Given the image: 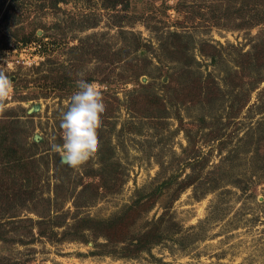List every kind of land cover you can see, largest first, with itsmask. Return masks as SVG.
Wrapping results in <instances>:
<instances>
[{
  "label": "rangeland",
  "instance_id": "1",
  "mask_svg": "<svg viewBox=\"0 0 264 264\" xmlns=\"http://www.w3.org/2000/svg\"><path fill=\"white\" fill-rule=\"evenodd\" d=\"M0 69V264H264V0H0ZM81 73L107 107L73 169Z\"/></svg>",
  "mask_w": 264,
  "mask_h": 264
},
{
  "label": "clouds",
  "instance_id": "2",
  "mask_svg": "<svg viewBox=\"0 0 264 264\" xmlns=\"http://www.w3.org/2000/svg\"><path fill=\"white\" fill-rule=\"evenodd\" d=\"M80 76L76 81L78 90L70 96L67 111L61 113L63 143L52 145L62 162L73 169L83 166L99 152L102 141L98 130L107 107L100 85L85 80L83 73ZM13 94L12 80L0 69V118L9 109Z\"/></svg>",
  "mask_w": 264,
  "mask_h": 264
},
{
  "label": "trees",
  "instance_id": "3",
  "mask_svg": "<svg viewBox=\"0 0 264 264\" xmlns=\"http://www.w3.org/2000/svg\"><path fill=\"white\" fill-rule=\"evenodd\" d=\"M115 1H117V0H115ZM6 140L3 141L5 143L0 142V155H1L0 157H2V159L4 160V163H9L10 162V165H9L10 167H12L13 165H17V166L20 165V167H24L26 165V163H28V162L25 159H20L21 155L17 154V152L19 151L18 150L19 144L16 143V142H6ZM8 159H11V160L8 161ZM81 222H82V220H81ZM81 222H79V220H78L77 224L78 225H83ZM90 222H96L97 224H101V223L104 222V220H91ZM84 227L91 228L90 226L85 225V224H84ZM50 233H52V232H50ZM154 237H156V236H153V237L149 236L145 240V242H139V243L134 244L133 248L135 249V251L134 252H130V253L134 254V253H138L139 251H142V250H145V249H149L150 244L154 241L153 240ZM158 238H159V236H158ZM121 251H128L127 246L126 247H122ZM123 256L130 257L129 253H127L126 255H123Z\"/></svg>",
  "mask_w": 264,
  "mask_h": 264
}]
</instances>
